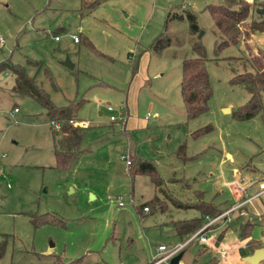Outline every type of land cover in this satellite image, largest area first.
<instances>
[{
  "label": "rangeland",
  "instance_id": "1",
  "mask_svg": "<svg viewBox=\"0 0 264 264\" xmlns=\"http://www.w3.org/2000/svg\"><path fill=\"white\" fill-rule=\"evenodd\" d=\"M224 1L0 0V62L22 65L54 105L78 104L75 119L87 122L79 159L70 169L55 167L60 128L40 101L13 91L9 69L0 71V235L7 238L0 264H150L163 254L159 245L170 248L192 235L176 234L172 221L199 215L194 202L221 208L203 215L202 227L236 200V183L262 175L264 107L248 119L235 116L249 93L230 82L228 57L255 53L264 33H254L248 50L239 42L216 56L207 5ZM180 9L197 15V32L186 19L165 26L168 12ZM162 33L170 43L156 52L151 45ZM196 40L204 46L212 96L204 113L188 118L182 60L197 55ZM134 145L156 164L161 190L149 174L131 175L126 161L134 163ZM155 193L160 206L140 216L137 207L151 205ZM263 210L264 199H257L233 211L232 221L209 226V241L188 243L182 264H223L212 240L222 230L229 264H250L246 256L264 249Z\"/></svg>",
  "mask_w": 264,
  "mask_h": 264
},
{
  "label": "trees",
  "instance_id": "2",
  "mask_svg": "<svg viewBox=\"0 0 264 264\" xmlns=\"http://www.w3.org/2000/svg\"><path fill=\"white\" fill-rule=\"evenodd\" d=\"M95 3H98V1H94L91 5ZM207 9L213 18L218 33V38L215 41L216 56L219 55L223 48L239 42H243L248 50L251 47L250 41L254 33H264V0H225L222 3L209 4ZM171 10L166 16L165 26L170 19H186L189 22L191 32L195 33L199 30L197 15L194 12L186 9H180V11ZM169 43L170 37L162 33L154 39L151 49L158 52L169 45ZM192 49L197 55L183 58L180 83V91L188 118H194L204 113L208 109V101L212 96L204 46L200 40H196L192 44ZM228 59L231 60L230 66L233 71L230 82L243 86L249 93L248 101L233 111V113L239 119L251 118L263 111L264 107V51L258 48L250 56L241 54L229 56ZM137 66L138 60L135 58L134 71ZM4 69H9L14 74L13 91L36 98L46 109L51 121H61L60 130L55 132L57 138L54 137V154L56 157L54 166L61 169H70L82 153L80 144L84 134V126L71 122V120H76L75 114L78 104L54 105L36 78L29 75L20 64H15L8 60L2 61L0 62V71ZM209 128L210 126H206L204 129H198L194 134H201ZM184 147L185 145H180L178 151L181 152ZM130 173L132 176L137 173L149 174L155 189L161 190L163 180L157 171L154 161L136 156ZM148 202L152 206L145 203L138 209V212H142L145 207L149 211L150 208L156 205L160 206L161 200L156 193ZM194 204V208L200 214L191 218L172 221L176 234L184 236L194 232L201 226L203 215L214 214L220 212L221 209L219 205L204 199H200L199 202L196 201ZM251 225L252 223L247 221L242 223L241 228L242 238H247L248 241L250 239ZM6 244V236L0 235V259L5 252ZM212 263L211 261L204 264Z\"/></svg>",
  "mask_w": 264,
  "mask_h": 264
},
{
  "label": "built area",
  "instance_id": "3",
  "mask_svg": "<svg viewBox=\"0 0 264 264\" xmlns=\"http://www.w3.org/2000/svg\"><path fill=\"white\" fill-rule=\"evenodd\" d=\"M56 39L58 37L56 36ZM78 38L75 37V40ZM0 44H4L3 39L0 37ZM108 109L112 110L113 107L111 105H108ZM149 115V113H148ZM111 120H115L116 118L111 115ZM56 129L60 128V121H52ZM71 122L75 124H79L81 126H86V121H77V120H71ZM124 157V156H123ZM131 160L127 158V164H130ZM237 194L239 195V198L236 200L232 206H230L228 209L224 210L222 213L215 217H208L207 222L202 226L199 227L196 231L192 233L186 240L179 242L170 248H168L166 245H159L157 250L158 252H162L160 256L153 257L150 264H158L161 262H169L170 258L177 254L179 251L183 250V248L191 241H193L195 238H199L201 242H208V231H210L208 228L209 226L215 225L218 223L220 219H224V222H230L231 221V214L233 211L239 210L240 208L244 207L247 203L252 202L254 200H262L264 199V172L262 175L258 178L252 177L248 179L246 182L242 183H236L234 186ZM119 205H123L124 202L120 199L118 201ZM147 209L146 207L144 208ZM220 252L223 255H226L227 249L225 247L220 248Z\"/></svg>",
  "mask_w": 264,
  "mask_h": 264
},
{
  "label": "water",
  "instance_id": "4",
  "mask_svg": "<svg viewBox=\"0 0 264 264\" xmlns=\"http://www.w3.org/2000/svg\"><path fill=\"white\" fill-rule=\"evenodd\" d=\"M260 49L264 51V46H260ZM69 66H72L70 62H68ZM224 110H230L229 107H224ZM233 170H229V174H232ZM222 238V234L219 236L217 244L219 243V240ZM184 251L181 250L174 256H172L169 260V264H179L182 256H183ZM264 259V249L262 247L256 248L252 254L246 256V260L250 264H258Z\"/></svg>",
  "mask_w": 264,
  "mask_h": 264
},
{
  "label": "crops",
  "instance_id": "5",
  "mask_svg": "<svg viewBox=\"0 0 264 264\" xmlns=\"http://www.w3.org/2000/svg\"><path fill=\"white\" fill-rule=\"evenodd\" d=\"M10 73H11V76H12V78H13V81H12V85H13V82H14V74L10 71ZM85 127V126H84ZM134 159H135V157L136 156H141V157H144L143 155H140V154H137V152H136V148H135V145H134ZM124 155L122 154L121 155V157H123ZM127 156V155H126ZM130 157V156H129ZM128 157V158H129ZM144 158H146V157H144ZM130 159V158H129ZM131 160V159H130ZM126 163H127V161H126ZM129 166H131V165H133V160H131V163L130 164H128ZM252 178V177H251ZM250 179V178H249ZM154 189H155V187H154ZM155 191V190H154ZM156 194V193H155ZM154 194V195H155ZM153 197V196H152ZM239 198V195L237 194V196H236V200ZM236 200L234 201V202H232L230 205H227L224 209H223V211L224 210H226V209H228L230 206H232V204H234L235 202H236ZM145 204V203H144ZM124 205V204H123ZM245 207V206H244ZM243 208V207H242ZM138 209H139V207H137V211H138ZM241 209V208H240ZM143 211H148V210H145V209H143ZM143 211L142 212H138L139 214H140V216H142L143 215ZM264 212V210L262 211V213ZM261 213V214H262ZM232 221V220H231ZM218 228L219 227H217V228H214V229H212V230H218ZM222 232H223V230H222ZM220 233L218 236H216V235H214L213 236V238H212V240L214 241V244L216 245V246H218L219 248H221V246H220V241H221V239L224 237V233ZM222 234V238L219 240V243L217 244V241H218V238H219V236ZM246 240H247V238L245 239V243H246ZM190 243V242H189ZM243 246V245H241L240 243L239 244H237V246ZM222 247H225V246H222ZM226 248V247H225ZM227 249V248H226ZM230 249V248H229ZM229 251L230 250H228L227 249V253H226V255H223L221 252H220V249H219V252H220V254L223 256V264H229V260H228V254H229ZM237 251H238V248H237ZM201 253V252H200ZM200 253H198V254H200ZM238 253H239V251H238ZM184 254V253H183ZM183 257V256H182ZM181 260H182V258H181ZM180 260V262H179V264H182V261ZM152 261V260H151ZM150 261V262H151ZM217 260L216 259H213L212 260V262L213 263H215ZM149 262V263H150ZM212 263V264H213ZM169 264V263H168Z\"/></svg>",
  "mask_w": 264,
  "mask_h": 264
}]
</instances>
